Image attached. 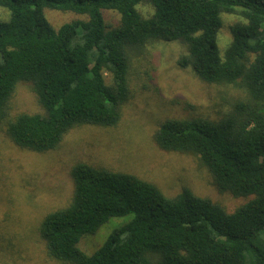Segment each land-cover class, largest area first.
I'll return each mask as SVG.
<instances>
[{"label": "trees", "instance_id": "obj_1", "mask_svg": "<svg viewBox=\"0 0 264 264\" xmlns=\"http://www.w3.org/2000/svg\"><path fill=\"white\" fill-rule=\"evenodd\" d=\"M152 9L149 16L139 4ZM0 131L21 148L52 151L78 126L113 127L129 99L132 54L155 42L186 49L177 63L201 81L231 86L242 98L217 119L163 122L154 135L166 152L194 155L213 183L249 198L229 213L183 189L165 196L132 174L78 163L69 204L38 227L59 264H264V0H0ZM85 19L54 29L44 11ZM119 15L116 26L104 11ZM236 15L222 54L221 15ZM112 83L107 85L104 74ZM30 85L43 113L9 116L19 83ZM123 218L98 249L79 248L110 219Z\"/></svg>", "mask_w": 264, "mask_h": 264}, {"label": "rangeland", "instance_id": "obj_2", "mask_svg": "<svg viewBox=\"0 0 264 264\" xmlns=\"http://www.w3.org/2000/svg\"><path fill=\"white\" fill-rule=\"evenodd\" d=\"M138 10L149 16L143 3ZM54 29L85 19L70 12L45 10ZM104 21L116 26L119 15L104 11ZM8 12L0 8V21ZM218 48L223 53L231 37L229 26L236 15H221ZM186 49L177 42H155L130 57V97L122 105L120 119L113 127L83 125L70 130L56 149L36 153L15 146L0 131V264H59L49 259L38 235L43 217L69 204L73 195L71 169L78 163L112 172L132 174L155 185L165 196L183 189L222 205L229 213L249 198H233L220 192L206 168L194 155L166 152L154 142L155 132L170 119L202 117L217 119L242 98L231 86H216L198 79L189 68L178 65ZM1 62V57H0ZM107 85L112 83L104 74ZM43 110L29 84L19 82L9 103V116L41 114ZM110 219L95 236L79 244L92 253L107 235L123 222Z\"/></svg>", "mask_w": 264, "mask_h": 264}]
</instances>
